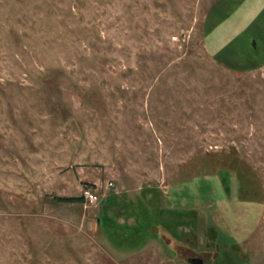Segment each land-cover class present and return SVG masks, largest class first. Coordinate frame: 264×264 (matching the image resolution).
Wrapping results in <instances>:
<instances>
[{
	"label": "rangeland",
	"instance_id": "374dc122",
	"mask_svg": "<svg viewBox=\"0 0 264 264\" xmlns=\"http://www.w3.org/2000/svg\"><path fill=\"white\" fill-rule=\"evenodd\" d=\"M220 2L0 0V264H264V64L207 53Z\"/></svg>",
	"mask_w": 264,
	"mask_h": 264
},
{
	"label": "crops",
	"instance_id": "0c3cea01",
	"mask_svg": "<svg viewBox=\"0 0 264 264\" xmlns=\"http://www.w3.org/2000/svg\"><path fill=\"white\" fill-rule=\"evenodd\" d=\"M235 1H244V3H235ZM245 1L248 0H232V2L227 0V4L225 2L215 4L203 23L202 39L207 53L230 70H247L250 65L264 64V57L261 59L264 53V38L261 41L260 51L254 38L255 49L249 47L248 39L252 34H256L255 30L258 29L257 24L251 22L250 4ZM261 2L263 0L258 1L262 7ZM262 8L264 10V7ZM257 17L261 20L264 15L261 12Z\"/></svg>",
	"mask_w": 264,
	"mask_h": 264
},
{
	"label": "trees",
	"instance_id": "16d2710c",
	"mask_svg": "<svg viewBox=\"0 0 264 264\" xmlns=\"http://www.w3.org/2000/svg\"><path fill=\"white\" fill-rule=\"evenodd\" d=\"M59 201H63V202H67V201H73V200H71V199H69V200H62V199H60ZM108 201V200H107ZM111 201H113V200H111ZM110 201H108L107 203H109ZM107 203H104V205L101 207V214H100V217L98 218V220H99V222H100V226L101 225H104L106 228H107V225L105 224V223H103L102 222V220H103V214H104V212H108V211H110L113 215H116V217H120V213L118 212V210H117V208H115V209H109L108 208V206L106 205ZM141 206V205H140ZM127 207V206H126ZM139 207V206H138ZM138 207H137V209L135 210V212H137L138 214H139V210H138ZM143 207V206H142ZM123 208H125V207H123ZM125 210H126V208H125ZM125 210H123V211H125ZM147 210V209H146ZM128 212H134V210H131V209H129L128 210ZM136 213V214H137ZM127 215V214H126ZM121 216H123V214L121 213ZM135 216L136 215H132L131 217L133 218V219H135ZM126 217H128V216H126ZM122 218H124V216L122 217ZM105 220V219H104ZM152 223V222H151ZM150 223V224H151ZM134 225L135 224H137V220L133 223ZM150 224H148L147 226H150ZM144 228H146L145 226L143 227V228H140V232H143V231H146L147 232V230H144ZM150 228V231H151V234H156V231H157V228L155 227V226H150L149 227ZM138 229V228H137ZM139 230V229H138Z\"/></svg>",
	"mask_w": 264,
	"mask_h": 264
},
{
	"label": "built area",
	"instance_id": "2783aa9c",
	"mask_svg": "<svg viewBox=\"0 0 264 264\" xmlns=\"http://www.w3.org/2000/svg\"><path fill=\"white\" fill-rule=\"evenodd\" d=\"M108 187H112V185L109 184ZM103 197L104 195L97 196L96 193L86 189L82 191V200L88 206L96 205Z\"/></svg>",
	"mask_w": 264,
	"mask_h": 264
},
{
	"label": "water",
	"instance_id": "95a60500",
	"mask_svg": "<svg viewBox=\"0 0 264 264\" xmlns=\"http://www.w3.org/2000/svg\"><path fill=\"white\" fill-rule=\"evenodd\" d=\"M189 262L193 264H201L200 260L197 259H190Z\"/></svg>",
	"mask_w": 264,
	"mask_h": 264
}]
</instances>
